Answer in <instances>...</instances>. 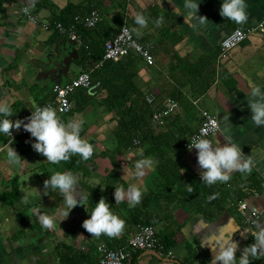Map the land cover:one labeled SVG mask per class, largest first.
I'll use <instances>...</instances> for the list:
<instances>
[{
  "label": "crops",
  "instance_id": "0c3cea01",
  "mask_svg": "<svg viewBox=\"0 0 264 264\" xmlns=\"http://www.w3.org/2000/svg\"><path fill=\"white\" fill-rule=\"evenodd\" d=\"M26 3L27 0H0V102L11 105L13 116L8 118L13 120L26 118L37 105L48 102L56 82L68 83L91 68L90 62L81 61L82 45L90 42L87 36L80 42H71L52 27L45 29L29 22L21 13ZM221 3L222 0H201L198 15L205 16L207 21L193 28L176 11L177 7L183 9L184 0L30 2L31 11L43 24L61 19L66 22L75 15L98 10L101 17L92 29V38H112L126 25L148 49L153 64L132 53L128 55L131 59L122 58L121 68L132 76V83L144 99L153 96L154 108L170 99L178 104L161 128L167 137L154 144V150L162 153L164 143L173 138L184 143L199 128L206 112L217 119L219 129H227L224 135L231 136L242 147L252 165L250 171L231 172L227 181L208 184L214 188L204 193L194 189V184L206 183L201 179L194 147L185 149L182 143L177 153L167 149L170 165L180 174L177 179L170 173L165 178L160 175L159 160L149 153L147 143L114 154L118 146L114 135L118 117L106 107V91H99L105 63L98 69L99 74L92 77V89L86 90L90 97L85 109L58 115L65 123L72 119L80 123L81 136L94 147L92 157L86 163L82 159L88 176L70 170L66 160L49 162L32 147L35 138L31 134L21 136L19 129L13 127L10 131L15 137L10 141L0 133V264H73L71 260L77 258H84L82 264H98L101 243L111 249L121 248L134 235L137 224L145 223L154 225L161 238H169L172 254L166 257L152 251H136L125 264H210L211 249L202 246L201 240L225 226L233 231L241 249L253 242L250 233L242 232L258 222L264 224V125L257 126L251 119L246 95L255 85L264 87V37L253 32L223 61H219L218 52L220 42L235 28L254 29L260 23L264 0H247L248 18L243 24L223 17ZM138 13L148 20L146 26L139 28L140 35L132 31L139 27L135 25ZM161 17L162 22L156 23ZM77 91L71 96H76ZM71 101L74 109L73 97ZM208 138L217 144L226 142L219 132ZM10 146L21 155L22 167L8 161L6 153ZM142 157L153 158L155 164L146 168L144 176L137 177L135 161ZM113 168L118 178H107ZM65 170L77 176V191L83 197L82 204L73 207L68 216L58 190L49 189L44 194V181L53 172ZM13 180L22 197L11 205L4 199L11 192ZM35 181L37 185H33ZM129 184H137L143 191L142 200L135 207H130L127 200L115 202V186L127 188ZM91 196L93 206L104 197L125 220L124 230L118 236L96 237L83 228V221L92 210ZM237 198L259 210L255 225L246 223L249 212L237 207ZM35 209L54 216V226L46 229ZM252 264H264V256L253 258Z\"/></svg>",
  "mask_w": 264,
  "mask_h": 264
},
{
  "label": "clouds",
  "instance_id": "9594fccd",
  "mask_svg": "<svg viewBox=\"0 0 264 264\" xmlns=\"http://www.w3.org/2000/svg\"><path fill=\"white\" fill-rule=\"evenodd\" d=\"M201 0H184L183 9L176 8L178 14H183L186 23L193 28L197 24L204 25L207 18L198 15ZM247 0H222L220 14L236 24H243L248 18ZM163 17L156 23H161ZM147 18L143 14L135 16V25L132 31L140 35L139 28L146 26ZM248 106L251 109V119L257 126L264 125V87L255 85L251 87L246 95ZM13 116L11 105L0 102V133L12 137L11 129H19L21 125L35 138L32 147L41 153L49 162L58 163L69 159L73 154H78L84 161H88L94 151L93 145L81 136V125L75 119L63 122L58 116L56 109L51 106L38 107L31 115L24 119H9ZM27 121V122H25ZM215 125V121H213ZM221 133L225 143L217 144L208 138L209 129H201L199 135L193 136L189 148L197 150V162L201 169L202 181L211 185L217 181H227L233 171H250L252 165L251 157L245 158L242 147L233 142L231 136L224 135L227 129L213 128ZM10 163L23 166L21 155L12 146L8 147L6 153ZM155 160L151 157H142L135 161V175L142 177L146 168L153 167ZM78 178L73 172L55 171L44 181V194L49 189L58 190L62 196L67 216L78 203L82 204L83 197L77 191ZM191 191V189H189ZM79 197V199L77 198ZM143 197L142 188L137 184H129L127 188L123 185L115 186L114 198L119 203L127 200L130 207L139 204ZM40 223L50 229L54 226V216L35 209ZM90 216L83 221V228L92 236L99 237L102 234L118 236L125 227V220L116 214L109 201L101 197L92 208ZM251 234L253 242L241 249L239 241L233 238V231L227 226L212 233L201 240L202 246H208L212 252L210 264H252L253 258L264 256V224L257 223L253 227L243 230L242 234ZM82 236V235H81ZM239 252V257H237Z\"/></svg>",
  "mask_w": 264,
  "mask_h": 264
},
{
  "label": "built area",
  "instance_id": "2783aa9c",
  "mask_svg": "<svg viewBox=\"0 0 264 264\" xmlns=\"http://www.w3.org/2000/svg\"><path fill=\"white\" fill-rule=\"evenodd\" d=\"M38 0H27L21 8L22 15L31 23L44 26L45 29L52 27V29L70 40L71 42H80V36L78 33V28L82 27L86 30L95 29L98 22L100 21V13L98 10H92L91 12L83 15H75L73 21L68 25H63L60 22L57 23H44L43 20L38 19V17L31 11L30 2ZM257 31L262 37H264V9L262 14V19L260 23L254 29L244 30L243 28H235L230 32L219 45L218 59L223 61L227 58L228 54L236 48L238 45L243 43L248 37ZM136 54L140 56L147 64H153V56L150 54L148 49L140 44L131 33L130 29L123 25L111 39L107 40L103 46V56L102 59L94 63L89 70L81 71L74 79L65 84H55L52 87L53 99L51 102H46L44 104L37 105L38 107L51 106L56 109L58 115L68 114L73 107L71 101V95L79 90H90L93 87L92 83V73L93 71L101 68L107 62L117 63L122 58L130 55ZM146 103L152 107V113L150 117V123L157 128H163L167 119L174 114L178 108L177 102L174 100H167L161 107L154 108V98L151 95L145 97ZM35 108V109H36ZM34 109V110H35ZM33 110V111H34ZM32 113V112H31ZM31 113L28 115L30 116ZM27 116V117H28ZM203 120L199 128L191 133L187 140L183 143L185 149L189 148L190 140L193 136L199 135L201 129H209L207 136H210L217 131L212 130L214 127L219 128V123L214 116L208 113H203ZM215 121V125H213ZM27 122V121H25ZM12 134V133H11ZM19 135L27 136L30 134L27 130L21 127L19 128ZM9 137V136H7ZM14 135L9 137L10 141L14 139ZM138 144V141H135ZM1 152V150H0ZM237 207L242 211H248L249 215L246 219V223L249 225H255L260 218V212L255 207H249L245 202L239 201ZM136 251H152L157 254L170 257L172 252L166 248L160 241L157 231L151 225L137 224L136 232L131 236L125 246L118 249H110L105 243H101L98 246L99 260L98 264H125L127 260L131 257L133 252Z\"/></svg>",
  "mask_w": 264,
  "mask_h": 264
},
{
  "label": "trees",
  "instance_id": "16d2710c",
  "mask_svg": "<svg viewBox=\"0 0 264 264\" xmlns=\"http://www.w3.org/2000/svg\"><path fill=\"white\" fill-rule=\"evenodd\" d=\"M62 21L64 20H57L53 23L60 22L63 25H68L73 21V18L66 22ZM118 25L120 28L121 24ZM91 32L92 30H86L82 27L78 28L80 41L86 36L90 41L88 44H85L84 42V44L82 45L81 52L83 54L81 55V61L82 63L83 61H87L88 63L90 62L92 66L94 63H97L102 59L104 43L111 38H108L106 40H96L92 38ZM128 57L129 56L125 58L127 59ZM123 60L121 59L117 63L107 62V64H105V76H103V78H100L99 80V91L105 90L107 93V97L104 99L107 109L111 112H115L118 117L116 120L117 126L114 130V135L117 139L118 146L113 153L118 154L121 151L133 149L135 145H137L135 144V141H138L139 145L147 143L150 146L149 153L155 154V156L159 160L158 172L160 173V175L165 178V176L170 173L172 174L171 176H174L175 179L181 178L177 169L172 168V165H170L171 160L169 159L167 149L170 148L172 152L177 153V149L181 148L183 140L173 138L170 143H164V146H162V153H159L160 150L158 149L154 150V144L156 145L157 143H159V140H161L162 138H166L167 135L162 131L163 128L161 129L154 127L150 123L152 109L149 105H147L143 95L137 91L136 87L132 83V76L123 72L124 68H121L123 62L125 61ZM99 71L101 70H95L92 73V77L98 75ZM75 94L76 96H71V100L73 97V100L76 102L75 108L70 111L71 113L82 112L89 104L90 96L86 90H78ZM52 99L53 96L50 100H48V102H51ZM84 162L86 163V161ZM84 162L78 154H73L69 159L66 160V166L74 172H82L85 176H88L90 173L85 167ZM107 178H118L116 168H113L112 172ZM194 186L195 190H202L204 193H207V189L213 190L214 188V186L210 187L206 183L199 182L194 184ZM7 196L5 197L4 202H10L11 205L20 201L22 196L16 184V180H13L11 192H9ZM92 200L93 197L91 196V198H89L91 209L94 207ZM240 200L241 198H237L235 201L238 203ZM142 225L154 226L149 223H145ZM158 237L160 241H162L166 246V248H169L171 246L168 237L165 236L161 238L160 235H158ZM83 260L77 258L71 261L73 264H82L84 262Z\"/></svg>",
  "mask_w": 264,
  "mask_h": 264
},
{
  "label": "rangeland",
  "instance_id": "374dc122",
  "mask_svg": "<svg viewBox=\"0 0 264 264\" xmlns=\"http://www.w3.org/2000/svg\"><path fill=\"white\" fill-rule=\"evenodd\" d=\"M29 177H31V176H23V178H29ZM33 185H37V182L35 181V182L33 183ZM25 200L28 201L29 199H26V198H25ZM19 208H21V207H19ZM20 210H21V212H23V208H21Z\"/></svg>",
  "mask_w": 264,
  "mask_h": 264
},
{
  "label": "water",
  "instance_id": "95a60500",
  "mask_svg": "<svg viewBox=\"0 0 264 264\" xmlns=\"http://www.w3.org/2000/svg\"><path fill=\"white\" fill-rule=\"evenodd\" d=\"M56 84H60L59 82H56Z\"/></svg>",
  "mask_w": 264,
  "mask_h": 264
}]
</instances>
